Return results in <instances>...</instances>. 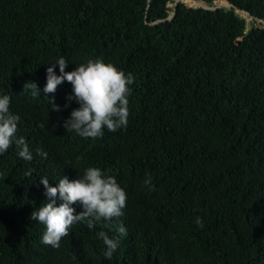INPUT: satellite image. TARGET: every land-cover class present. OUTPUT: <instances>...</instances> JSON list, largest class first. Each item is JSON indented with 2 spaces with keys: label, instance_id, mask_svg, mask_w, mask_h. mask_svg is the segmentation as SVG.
I'll use <instances>...</instances> for the list:
<instances>
[{
  "label": "trees",
  "instance_id": "obj_1",
  "mask_svg": "<svg viewBox=\"0 0 264 264\" xmlns=\"http://www.w3.org/2000/svg\"><path fill=\"white\" fill-rule=\"evenodd\" d=\"M175 1L0 0V95L33 156L14 144L0 155V264H264V25L251 19L264 20V0L215 11L182 1L169 18ZM61 57L65 72L102 58L134 75L126 128L66 131L72 85L43 92ZM92 166L126 192L123 214L111 229L73 225L58 249L43 244L45 226L30 219L49 202L40 179L56 187ZM100 231L119 238L110 260Z\"/></svg>",
  "mask_w": 264,
  "mask_h": 264
},
{
  "label": "clouds",
  "instance_id": "obj_2",
  "mask_svg": "<svg viewBox=\"0 0 264 264\" xmlns=\"http://www.w3.org/2000/svg\"><path fill=\"white\" fill-rule=\"evenodd\" d=\"M57 65L59 76L55 74ZM67 66L68 62L63 57L51 63V66L47 67V83L43 89L47 97V94L55 93L57 86L64 81L72 85L73 94L66 99L69 102L74 100L79 107L74 109L65 121L66 131H73L84 139H97L103 137L105 128L109 132L126 128L130 115L128 98L132 91L130 86L135 82L134 75L125 74L102 58L89 59L71 72H65ZM25 89L30 90L33 97L40 96L38 86L34 82L25 83ZM10 102L9 95H0V155L14 144L17 155L25 161H31L33 156L28 143L24 137L16 135L20 117L10 111ZM49 102L52 111H61L54 101ZM68 106L65 104L64 107ZM37 155L47 159L48 154L37 150ZM145 183L151 185V179H146ZM40 184L44 186V194L49 202L33 211L30 219L45 226L42 243L57 249L62 238L70 235L69 230L75 224L86 223L88 228L92 229L97 223L105 221L109 223L104 226L111 229L110 222L123 214L122 209L127 202V194L116 178L95 166L86 168L83 176L74 180L60 178L56 187L49 186L47 177L41 178ZM57 197L62 201L59 206L56 203ZM77 204L82 206L79 214H76V208L73 207ZM195 223L200 228L204 227L200 217L196 218ZM115 231L119 237L127 234V229L123 226L116 227ZM98 237L105 246V258L110 260L118 248L119 238H110L105 231H100Z\"/></svg>",
  "mask_w": 264,
  "mask_h": 264
},
{
  "label": "water",
  "instance_id": "obj_3",
  "mask_svg": "<svg viewBox=\"0 0 264 264\" xmlns=\"http://www.w3.org/2000/svg\"><path fill=\"white\" fill-rule=\"evenodd\" d=\"M182 1L189 2L191 6L195 5L197 7H201V8H204L206 10H212V11L218 10L220 8H224V7H227L228 8V7H231L232 6V4L228 0H223L222 2H220L219 4H217L216 6H209V5L205 4L202 0H176L175 1V7H174V10H173V13H172V15L169 18L175 17L176 12H177V7H178L179 3L182 2ZM240 12H242V13H244L246 15H249V13H247L246 11L241 10ZM251 19H254L258 23H262L264 25V20H262L260 18L253 17Z\"/></svg>",
  "mask_w": 264,
  "mask_h": 264
},
{
  "label": "rangeland",
  "instance_id": "obj_4",
  "mask_svg": "<svg viewBox=\"0 0 264 264\" xmlns=\"http://www.w3.org/2000/svg\"><path fill=\"white\" fill-rule=\"evenodd\" d=\"M187 3H189V2H187Z\"/></svg>",
  "mask_w": 264,
  "mask_h": 264
}]
</instances>
